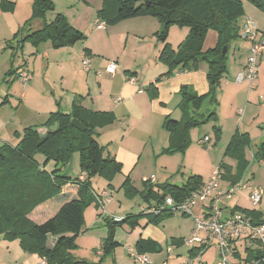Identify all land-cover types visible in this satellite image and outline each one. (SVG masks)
<instances>
[{"label":"trees","instance_id":"16d2710c","mask_svg":"<svg viewBox=\"0 0 264 264\" xmlns=\"http://www.w3.org/2000/svg\"><path fill=\"white\" fill-rule=\"evenodd\" d=\"M247 1L264 12V0ZM14 5L15 2L12 0L0 1V9L3 11H13ZM52 10L53 0H32L31 16L14 33L13 38L17 39V43L13 48L21 47L26 42H30L34 47L49 42L53 48H59L74 45L86 38L81 31L71 26L61 13L55 14L51 21H46V13ZM242 13V0L103 1L97 17L107 25L146 15L159 20L161 28L155 36L162 43V48L158 60L168 66L167 75L179 67L197 68L200 61L207 64L208 92L197 94L191 87L181 86L180 120L168 116L164 119L163 127L168 132V145L163 152H183L189 145V132L193 126L209 118L216 120L215 111L201 118H197L195 113L206 97L216 104V90L228 68V51L240 38L238 21ZM34 19L42 21L41 27L34 30L29 28L24 35H20L24 27ZM172 25L188 28L187 35L175 49L167 42ZM210 30L217 34L216 43L210 48L203 49ZM223 47H226L225 55H222ZM22 67L9 70L7 75L12 74L19 78ZM149 89L155 93L157 88L150 85ZM81 99L82 96L75 97L69 112L60 109L51 111L47 119L40 124L46 127L44 134L38 132L37 126H27L22 133H15L19 138L15 145L0 140V237L6 240L17 239L24 252L44 257L48 264H86L85 261L74 258L71 251L76 247L75 239L84 223V208L95 202L91 179L94 176H102L110 181L122 168L121 163L96 140L98 129L114 121L113 113L87 109L81 105ZM74 118L84 126V130L71 125ZM213 128L216 134H219L220 127L214 125ZM249 143L247 134L236 131L225 147L224 154L238 161L234 172L224 163L220 164L223 169L221 180L228 181L230 186L243 180L250 165L243 153ZM74 152H78L79 155V169L84 175L83 180H79L78 177L71 178L63 171ZM38 155L43 158L38 159ZM252 158L257 161L264 159V138L257 144ZM48 163L52 165L50 169L47 167ZM202 183V177L195 174L189 176L182 185L166 182L156 184L154 188V185L149 186L145 182L144 188L139 191L127 176L121 187L128 197L139 194L146 202L159 203L167 195L183 199ZM67 184L77 186V197L62 204L53 216L43 222H35L32 219L35 208L56 197ZM234 210L249 217L253 225L264 223L262 212L256 208L238 207ZM143 214L147 216L148 223L155 224L165 217L174 215L167 211L157 215ZM143 214L128 215L119 222L106 220L108 231L101 246L102 254H110L119 245L114 239L113 232L116 223L134 226ZM48 235L56 237L51 247L47 245ZM135 250L140 253L156 252L160 247L150 238H139L135 243ZM197 251L198 248H193L189 254L195 256ZM246 253V263L260 260L258 264H264V250L248 248Z\"/></svg>","mask_w":264,"mask_h":264},{"label":"crops","instance_id":"0c3cea01","mask_svg":"<svg viewBox=\"0 0 264 264\" xmlns=\"http://www.w3.org/2000/svg\"><path fill=\"white\" fill-rule=\"evenodd\" d=\"M103 1L53 0L54 10L51 11L50 17L46 18L45 15L46 21H51L55 14L61 13L67 18L71 26L81 31L86 38L80 42V45H77V42L71 46L53 48L50 44L47 47H42V49H39L40 47L35 49L34 58L45 60L42 74H44V81L50 91L44 96V98L46 97V103H42L44 108L37 107L28 111L26 118H31L28 126L42 124L46 120L48 113L54 109L58 108L64 112H69L75 97L82 96L81 105L83 107L94 111H110L114 115L112 123L98 129L96 140L105 147L110 155L121 163V176H124V178L128 176L132 185L139 191L144 188L145 182L149 186L154 185V188H156V184L166 182L175 184L170 182V172L166 167L159 163L157 164L159 153L163 152L168 145V132L164 129L163 122L167 116L175 120L178 119L177 113L175 114L176 116L172 117L174 112L169 105L170 102H173L174 109L179 111V116L182 115L179 107L181 86L187 85L197 94L206 91L208 86L205 77L206 64L200 61L197 68L182 69L179 67L173 70L172 74L167 75L168 66L158 60V55L162 48V43L155 36L161 28L159 20L146 15L123 19L107 25L97 17V12L102 8ZM31 4L32 0H15L13 11H0V17L3 15L11 16V19H5L6 24L3 26V33L6 37H9L12 31H14L13 33L18 31L30 18ZM242 6L243 13L239 21L243 22L245 18H248L255 23L258 30L264 33V12L257 9L247 0H242ZM30 23L29 28L32 30L40 28L42 25V21L39 19H34ZM101 23H103L104 27L98 28ZM170 32H172V36L175 34L179 37L178 42L171 43L168 40L170 45L175 48L187 35L188 28L175 29L172 25L169 29ZM209 32L215 31L210 30ZM210 34L213 46L216 43L217 34L216 32L215 35L214 33ZM20 35L23 34L20 33ZM239 40L244 39L239 38ZM205 47L210 48L211 46H205L204 41L203 49H206ZM82 53H85L88 57V69H85L83 64L81 66ZM248 53L247 47L245 58L240 59V57H237L238 63L235 66V73L238 74L245 69ZM109 61H115L118 65L114 73L106 71ZM260 65H264V53L259 58ZM82 67L83 69H81ZM260 67L257 74L260 72ZM55 70H58L59 84H55V81L51 80ZM131 77L134 79L133 82L130 81ZM150 85L157 88L155 93L149 89ZM23 96H25L24 93L22 94ZM255 97H257V94ZM35 109H42L41 111L43 112H37ZM37 130L40 134H44L46 127L40 126L37 127ZM0 131H4V126L0 127ZM202 138L200 137L199 139ZM17 142L18 139L10 144L15 145ZM49 165L51 163H48L47 167ZM63 171H65V167ZM80 176L84 175L79 172L76 177L79 179ZM206 180L203 179V182ZM243 180L249 183L245 176H243ZM229 186L228 181L224 179L220 181L222 189ZM73 187V189L66 192L62 189L60 194H64L67 199L71 198L70 200L76 198L77 186L73 184ZM245 191L248 198V191L246 189ZM232 196L226 199L228 203H230L229 200ZM45 205L41 204L38 208ZM222 207L225 212L231 213L238 211L234 210V208H238L239 205L235 204V207L232 208L231 205L222 202ZM250 208L253 207L250 206ZM198 210L199 208H196V211ZM49 215L47 210L42 214L39 213L38 217H47ZM173 218L177 217H174V215L165 217L157 224L146 222L147 218L141 223L142 219L140 218L134 226L125 225L128 228L135 227L131 233L134 246L139 238H150L158 243L160 250L145 252V254H156L161 252L165 246V251L169 256L170 251L185 244L183 239L186 235H189L194 226L191 217L178 216L180 218L178 227L161 234L157 226H161L164 229ZM190 220L192 223H189ZM188 224L189 227L184 231L185 226ZM151 225H154L155 229H151ZM49 236L52 235H48V238ZM55 240L56 237L51 245H48L47 240L48 247H51ZM167 247L170 249L167 250ZM193 248L194 246L189 245L187 253H190ZM248 248L257 249L256 246L249 245L245 239L239 240L235 244V253L231 257L232 262L235 264H250L245 262L246 249ZM98 254L103 255L102 251H98ZM39 259L40 257L36 254L24 252L17 239L6 240L0 237V264H31ZM216 262L218 263V261ZM217 263L215 261L208 263L205 259L196 264ZM111 264H115V262L111 261ZM155 264H168V262L166 260L156 261Z\"/></svg>","mask_w":264,"mask_h":264},{"label":"rangeland","instance_id":"374dc122","mask_svg":"<svg viewBox=\"0 0 264 264\" xmlns=\"http://www.w3.org/2000/svg\"><path fill=\"white\" fill-rule=\"evenodd\" d=\"M12 1L15 2V0ZM0 11L10 12L1 9ZM50 13L51 11L47 12L46 18L50 17ZM6 18L11 19V16L3 15L0 17V127L4 126V131H0V140L14 143L19 139L15 133H22L23 129L31 122V118H26L28 111L37 107L44 108L42 103H46V97L44 98V96L47 95L50 90L44 81V74H42L45 60L41 58L36 59L34 55L36 53L35 49L39 47V49H42V47H47L50 43L45 42L38 47H34L30 42H26L23 44L24 46L13 48L17 43V39L13 38L14 31L11 32L12 34L9 35V37H6L3 33V26L6 24ZM243 23L244 21H238L240 29ZM30 25L31 23L29 22L24 27L22 31L23 35L29 29ZM173 26L175 29L182 28L178 25ZM210 33H214L215 35V32H209L205 38V46L209 45L212 47L213 43H211L212 36ZM178 38L179 37L175 34L172 36V32H170L167 41L170 40L171 43L178 42ZM80 44V42L77 43V45ZM248 45V41L245 39H238L231 45L227 54V72L220 79L219 86L216 90V104L212 103L209 97H206L201 103L199 110L195 113L197 118H201L215 111L216 120L209 118L193 126L189 132V145L183 152L159 153L157 164L159 163L165 166L170 172V182L178 185L183 184L189 176L195 174L200 175L204 180L208 179L211 171L219 166L221 162H223L225 166L230 167L232 172L236 171L237 159L225 155L224 151L233 133L238 131L247 134L250 142L243 150L244 157L250 162L244 176L249 180V184L264 186V159L257 161L252 158V153L256 150L257 144L264 138V65H260L261 67L259 66L260 72L251 82L247 80L236 82V80H234L237 74L235 73V66L238 63L236 59L237 57H240V59L245 58ZM170 46L172 47V45ZM177 46L178 45H176V47ZM262 53H264V50ZM83 54L84 53H82V55ZM19 66L27 67L29 70L30 78L27 82H23L20 78L12 74L7 75L9 70ZM81 69H83V67ZM7 79H9V81H7ZM51 80H54L55 84H59L58 70L53 72ZM207 92L208 86L204 93L198 94H206ZM23 93L25 96L22 97ZM256 94L257 97H255ZM169 105L173 108L174 113H172V117L176 116L175 114L177 113V120H180L181 115L179 116V111L174 109L173 102H170ZM60 108L63 109L61 106ZM41 110L42 109H35L37 112H43ZM214 125L220 127L219 134H216L213 128ZM37 127H40V125ZM204 135L209 137V141L205 144H200L198 142L199 138H202ZM37 157L38 159L43 158L40 155ZM51 167L52 165H49L48 169ZM64 172L72 178L79 174L78 152L72 154L69 162L65 165ZM124 179V176H121V172L116 173L110 181L102 176L92 177L90 182L92 188L96 192H99L101 188L107 189L110 191L111 196L106 203L105 207L107 212L104 216L100 215L101 209L95 202H91L84 208V223L80 233L76 236V247L71 251L74 258L83 260L86 264H111V261L115 262V264H138L134 262L129 253L130 251H135L133 235H131L135 227L128 228L125 224L116 223L114 225V239L120 242L119 245L116 246L110 254L102 256L98 254V251H102L101 246L107 236L108 225L106 220L125 218L128 215H141L144 212L142 208L147 205V202L139 194L132 195L131 197L125 194L121 187ZM73 188V184H67L63 189L64 192H66ZM70 199L71 198L67 199L62 193L58 194L56 197L43 203L46 204L44 207L35 208V216H33L32 219L37 223L43 222L47 218L53 216L59 206ZM229 201L230 203L223 198L221 202L231 205L232 208L235 207V204H238L241 208H250L251 206L244 188L236 190ZM256 209L260 210L264 217V194ZM47 210L49 211V216L38 217L39 213L42 214ZM178 216L182 217L181 215L174 214V217L177 218L171 219L164 229L161 228V226H157L159 229L158 231L162 234L167 233L170 229H176L180 224V218H178ZM144 217L147 218V216L143 214L141 223L145 220ZM189 223H192L191 220ZM150 227L151 229H155L154 225ZM188 227L189 224L185 226L184 231ZM189 235H186V237ZM54 239V236H49L48 245H51ZM188 249L189 245L184 244L179 248H174L169 252L170 255L168 256L164 246L161 252L146 254L150 258L152 264H155L156 261L161 262L163 260H166L168 264H196L197 262L184 263L189 255V253H187ZM206 250L208 251L204 254ZM206 250L201 255V260L206 259L208 263H212L213 261L217 263L218 248L216 245H211Z\"/></svg>","mask_w":264,"mask_h":264},{"label":"built area","instance_id":"2783aa9c","mask_svg":"<svg viewBox=\"0 0 264 264\" xmlns=\"http://www.w3.org/2000/svg\"><path fill=\"white\" fill-rule=\"evenodd\" d=\"M103 23L98 25V28H103ZM240 37L247 40L248 56L245 69L238 73L235 77L236 82L247 80L251 82L257 75L259 69V58L264 50V33L258 30L255 23L245 18L242 28L239 31ZM82 64L85 69L89 67V61L86 54H83ZM115 61H109L106 66V71L114 73L117 69ZM19 78L23 82H27L30 78V73L27 67H22L19 71ZM130 81L134 79L131 77ZM209 141L208 136L199 139L200 144H205ZM223 169L219 166L211 172L209 178L201 184V186L183 199H175L170 195L164 197L162 202L156 203L150 201L146 207L142 208L143 213L157 215L162 211H167L177 215L189 216L193 219V229L190 235L184 238L186 245L198 248L195 256L188 255L184 263H194L201 261V255L211 245H216L218 248V263L217 264H235L231 257L235 253V244L245 239L249 245H254L257 248L264 250V223L253 225L249 217L239 211L229 213L224 211L222 207L223 198H230L233 193L245 188L248 191V199L253 208L257 207L264 194V186L251 185L239 181L233 186L225 189L220 187L221 175ZM84 176H80L79 180H83ZM96 204L101 209L100 215H105L106 203L109 201L111 193L107 189H101L99 192L94 191ZM196 208H199L196 211ZM113 221H121L122 218L112 219ZM202 233V234H201ZM170 248L167 247V250ZM135 263L151 264L150 259L145 253L130 251ZM263 260V259H262ZM260 260H255L250 264H258ZM31 264H48L46 258L41 257L37 262Z\"/></svg>","mask_w":264,"mask_h":264},{"label":"water","instance_id":"95a60500","mask_svg":"<svg viewBox=\"0 0 264 264\" xmlns=\"http://www.w3.org/2000/svg\"><path fill=\"white\" fill-rule=\"evenodd\" d=\"M225 53H226V47H223L222 55H225ZM71 125L76 127V128H78V129H80V130H84L85 129L84 126L75 118L71 120Z\"/></svg>","mask_w":264,"mask_h":264}]
</instances>
